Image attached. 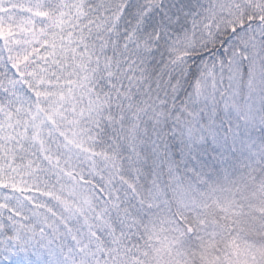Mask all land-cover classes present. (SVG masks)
Wrapping results in <instances>:
<instances>
[{
  "label": "snow or ice",
  "instance_id": "snow-or-ice-1",
  "mask_svg": "<svg viewBox=\"0 0 264 264\" xmlns=\"http://www.w3.org/2000/svg\"><path fill=\"white\" fill-rule=\"evenodd\" d=\"M0 264H264V0H0Z\"/></svg>",
  "mask_w": 264,
  "mask_h": 264
}]
</instances>
